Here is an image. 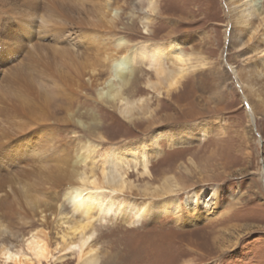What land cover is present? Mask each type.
<instances>
[{"label": "rangeland", "instance_id": "obj_1", "mask_svg": "<svg viewBox=\"0 0 264 264\" xmlns=\"http://www.w3.org/2000/svg\"><path fill=\"white\" fill-rule=\"evenodd\" d=\"M27 1L34 12L21 7L23 1L0 0L1 17L19 18L24 12L33 17L19 43L16 41L19 47L12 46V58L6 57L7 47L0 50V98L24 100L28 108L24 117L23 113L6 109L0 101V189L9 192L0 205V244L24 252L20 239L39 231L54 247L62 234L72 231L69 228L77 224L79 216L71 211L63 194L67 172L72 169L71 156L81 144L79 139H90L100 149L145 138L147 148L158 145L161 153L151 156L150 177L140 175L138 167L137 171L129 169V179L142 187L146 182L158 184L166 174H175L185 185L178 195L180 210L166 214L153 211L133 225L117 215L94 218L90 227L94 229L92 243L99 264H264V116L258 113L250 119L243 94L230 71V63L236 62L232 58V40L226 37L229 22L224 1L159 0L152 37L195 35L199 39L184 46V52L201 51L220 70L211 69L201 83L196 74L190 73L178 92L170 97L163 94L158 101L144 83L146 76L152 74L141 66L142 72L136 73L126 93L133 98L149 97L151 107L159 110L157 117L161 118L132 122L97 99V88L89 74L78 84L65 67L57 68V76L50 77L48 70L28 64L31 58L41 56L38 44L47 48L50 40L46 37L50 39V33L38 29L41 6L47 0ZM105 1L58 0L57 5L98 33L104 32L105 27L107 38L122 36L129 46L142 40L140 7H144V0H112L118 5L112 11L116 12L113 32L109 24H104L101 4ZM4 19H0L1 41L5 39L4 32L10 34ZM71 40L62 50L82 66L99 59L104 49L101 42L88 46ZM1 41L0 45L8 42ZM99 60L95 65L100 73L96 74L103 79L107 69ZM11 78L23 79L25 87L32 88L34 100L19 95ZM216 117L221 118L225 130L221 136L210 135L201 143L193 138L192 143L173 148L166 139L161 138L155 145L150 141V131L155 127L215 122ZM98 133L102 138L97 137ZM181 164L190 171L185 172ZM203 188L206 198L211 199L210 206H202L200 199L195 208L182 204L186 191L196 190L200 197ZM59 205L63 216L60 226L59 218L53 215L40 218L41 213H54ZM0 264L10 263L0 260ZM43 264H76V259L67 254L61 262Z\"/></svg>", "mask_w": 264, "mask_h": 264}, {"label": "bare ground", "instance_id": "obj_2", "mask_svg": "<svg viewBox=\"0 0 264 264\" xmlns=\"http://www.w3.org/2000/svg\"><path fill=\"white\" fill-rule=\"evenodd\" d=\"M20 1H23L21 7L34 12V7L27 0ZM223 1L229 22V33L226 37L232 40L234 50L232 58L236 62V65L230 63V71L236 78L243 94L242 101L251 115L250 119L253 120V116L258 113L264 116V0ZM57 2L58 0H47L41 6L43 14L38 18V29L50 33V39L46 37L50 41L46 44L47 48L37 45V51L41 56L31 58L28 64L48 70L50 77L57 76V68L65 67L76 77L78 84L89 74L91 82L97 88V99L114 107L119 115L129 122L139 119L153 121L154 118L159 117H157L159 110L151 107L149 97L133 98L126 93L136 73L142 72L141 66L147 67L152 74L146 76L144 83L158 101L163 94L170 97L171 94L178 92L188 74H196L201 83L203 76L211 69L219 68L209 57L201 54V51L196 54L184 52V46H191V43L199 39L195 35L185 34L167 39L152 37L151 26L155 14L160 9L159 0H144V7H140V23L144 37L131 46L122 36L114 40L107 38L106 34L109 32L105 27L104 32L98 33L95 29L86 26V22L80 17H73L68 11L58 8ZM117 8L118 5L112 0H106L101 4L104 24L111 26L109 28L111 32L116 16V12L112 14V11ZM4 18L0 16V19ZM32 18L30 13L24 12L19 18L4 19L9 24L7 29L10 34L4 32L3 41L8 42L3 43L0 40L4 45H0V50L8 48L7 58H12L14 53L12 46L19 47L17 43L25 29L32 23ZM10 22L13 23L14 29ZM84 25L88 28H84ZM29 38L30 36L26 43L29 42ZM71 39L88 46L101 42L104 49L100 52L99 59H102L95 58L94 62L82 66L76 59L68 58L62 47L71 43ZM98 60L100 65L107 69L103 79L98 76L100 71L95 65ZM14 76L18 77L16 74ZM10 80L23 98L32 96L30 92L32 88L25 87L23 79ZM6 87L11 88L7 83ZM30 99L34 100L32 97ZM0 101L12 112L23 113L24 117L28 114L27 103L24 100L1 97ZM209 122L199 121L176 126L164 124L165 126L151 129L150 141L155 145L161 138L166 139L168 146L173 148L193 141L201 143L210 135L221 136L225 133L220 117H216L215 122ZM97 137L102 138L100 133ZM79 140L81 144L74 150L70 159L73 160L72 169L67 172L68 183L63 194V199L70 205L71 211L79 216L77 224L69 228L72 231L62 234L60 241L54 247L49 246L39 231L31 232L26 238L22 237L20 241L23 243L24 252L30 254V258L26 257L22 249L13 251L8 245L0 244V260L3 263H57L63 261L68 254L74 256L76 264H99L97 250L92 243L94 229L90 227L94 218L104 219L107 216L111 218L117 215L126 223L133 225L153 211L166 214L180 210L178 195L185 190V185L175 174H166L158 184L146 182L142 187L136 186L129 179V169L137 171L138 167L140 175L151 176L150 159L152 154L155 156L161 153L158 145L149 149L146 146V139L141 138V140L109 144L99 149L100 145L90 139ZM189 160L191 165L196 167L193 160L191 158ZM180 168L185 172L190 171L183 164ZM205 192L206 189L203 188L199 197L196 190L186 191L182 204L188 209L195 208L200 199L202 206H210L211 199L206 198ZM8 194L7 190L0 189V205ZM48 214L59 218L57 226L62 224L60 205L59 208L58 206L55 208L54 213H41L40 218L49 219ZM83 220L85 222L82 223Z\"/></svg>", "mask_w": 264, "mask_h": 264}]
</instances>
